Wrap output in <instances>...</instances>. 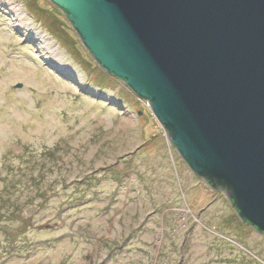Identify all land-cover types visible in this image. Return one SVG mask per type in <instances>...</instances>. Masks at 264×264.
Masks as SVG:
<instances>
[{"label":"rangeland","instance_id":"374dc122","mask_svg":"<svg viewBox=\"0 0 264 264\" xmlns=\"http://www.w3.org/2000/svg\"><path fill=\"white\" fill-rule=\"evenodd\" d=\"M76 35L48 0H0V264H264V237Z\"/></svg>","mask_w":264,"mask_h":264},{"label":"water","instance_id":"95a60500","mask_svg":"<svg viewBox=\"0 0 264 264\" xmlns=\"http://www.w3.org/2000/svg\"><path fill=\"white\" fill-rule=\"evenodd\" d=\"M48 1L148 102L190 171L264 235V0Z\"/></svg>","mask_w":264,"mask_h":264},{"label":"flooded vegetation","instance_id":"af4514ba","mask_svg":"<svg viewBox=\"0 0 264 264\" xmlns=\"http://www.w3.org/2000/svg\"><path fill=\"white\" fill-rule=\"evenodd\" d=\"M195 177H196V175H195ZM199 179H201V178H199ZM204 181V180H203ZM205 182V181H204ZM206 183V182H205ZM207 184V183H206ZM208 185V187H210V188H212L213 190H222L223 191V193H224V189H222L221 187H219V186H215V187H212L211 185H209V184H207ZM225 194V193H224ZM226 196V195H225ZM226 199L228 200V198L226 197ZM230 203V202H229ZM248 227V226H247ZM250 228V227H249ZM251 230H253V229H251ZM254 231V230H253ZM256 232V231H255ZM257 233V232H256ZM257 234H259V233H257ZM259 235H261V237H264V235H262V234H259Z\"/></svg>","mask_w":264,"mask_h":264},{"label":"bare ground","instance_id":"6f19581e","mask_svg":"<svg viewBox=\"0 0 264 264\" xmlns=\"http://www.w3.org/2000/svg\"><path fill=\"white\" fill-rule=\"evenodd\" d=\"M48 47H51L52 49H54V48H55L54 44H52V42H51V41H49V42H48Z\"/></svg>","mask_w":264,"mask_h":264},{"label":"trees","instance_id":"16d2710c","mask_svg":"<svg viewBox=\"0 0 264 264\" xmlns=\"http://www.w3.org/2000/svg\"><path fill=\"white\" fill-rule=\"evenodd\" d=\"M81 48H82V46H80ZM83 49V48H82ZM110 77V76H109ZM116 81H119V82H121V83H123V85H124V82L123 81H121V80H117V79H115Z\"/></svg>","mask_w":264,"mask_h":264}]
</instances>
